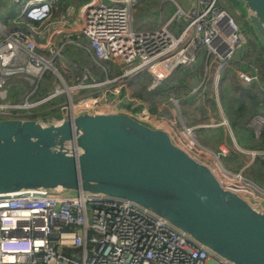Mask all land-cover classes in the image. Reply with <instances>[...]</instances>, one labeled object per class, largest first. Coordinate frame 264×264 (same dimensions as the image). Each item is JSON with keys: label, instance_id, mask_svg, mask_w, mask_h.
<instances>
[{"label": "built area", "instance_id": "2783aa9c", "mask_svg": "<svg viewBox=\"0 0 264 264\" xmlns=\"http://www.w3.org/2000/svg\"><path fill=\"white\" fill-rule=\"evenodd\" d=\"M53 1L10 0L9 7L0 6V118L29 114L49 97L56 98L53 106L58 111L64 108L71 114L80 110L125 112L121 103L129 102L130 107H138V115L148 124L163 127L177 146L205 164L222 187L264 209V188L243 167L234 170L223 164L225 144L213 149L197 139L194 127L174 112L178 101L164 83L176 67L192 66L201 56L202 80L209 78V88L220 108L217 80L239 37L236 22L217 0H169L174 10L165 22L142 29L132 25L134 6L140 0H85L78 14H73L78 24L68 22L70 15L52 16ZM155 10L159 22L161 10L159 6ZM177 19L182 21L179 27ZM64 31L82 33L91 60L97 65L111 60L118 72L108 77L107 66L101 65L105 75L98 81L84 67L76 83L66 72L67 80L75 85L66 83L54 62L57 51L52 56L46 52L53 37ZM46 71L58 83L47 96L36 99L33 94ZM134 75L141 78L146 93L171 102L170 115L149 111L147 103L132 94L127 79ZM11 85L22 89L19 97L14 91L8 93ZM77 88L85 93L73 100L71 92ZM60 93L66 102L57 99ZM57 114L32 118L55 121L63 113ZM220 115L219 123L231 135L221 109ZM263 124L260 113L247 121L254 136ZM245 151L251 159L264 157V149ZM0 264L229 263L129 200L102 199L81 191L21 190L0 194Z\"/></svg>", "mask_w": 264, "mask_h": 264}, {"label": "water", "instance_id": "95a60500", "mask_svg": "<svg viewBox=\"0 0 264 264\" xmlns=\"http://www.w3.org/2000/svg\"><path fill=\"white\" fill-rule=\"evenodd\" d=\"M235 1L264 50V0ZM21 190L126 199L229 264H264V209L123 111L0 118V194Z\"/></svg>", "mask_w": 264, "mask_h": 264}, {"label": "trees", "instance_id": "16d2710c", "mask_svg": "<svg viewBox=\"0 0 264 264\" xmlns=\"http://www.w3.org/2000/svg\"><path fill=\"white\" fill-rule=\"evenodd\" d=\"M83 1L85 0H57L55 7L53 6L51 8V13L54 15L57 11L64 9L65 7L80 4ZM254 38L246 39L243 44L240 43L235 47L232 57L223 65L217 80V97L219 104L236 144L243 150H237L231 145L230 137L222 125L217 126V134L212 135L215 138V141H218L224 136L225 142L229 148V153L226 156L232 157L234 159V165L237 164V167L241 166L244 159L248 158L249 154L245 149H264V124L256 136L252 134L251 129L247 125V121L252 114L260 113L264 116V50ZM82 62L83 65H80L78 62L71 63L73 73L67 71L66 65H64V69H59V71L65 78V72H69L71 76L74 74V79L77 80L81 77V74L84 71L83 67L88 68L86 64L88 62L93 63L88 56L85 57ZM101 65L107 66V64L100 63V65H98L100 72H98V74L92 72L93 77L98 81L104 78L103 70L100 68ZM56 66L58 67V65ZM201 67L202 59L201 56H199L192 66L176 67L164 80L167 90L177 99L180 111L184 115L187 124L204 122L210 106L209 104L208 109H206L202 103H200L199 105L188 107L189 103L193 100L190 97L191 94L198 88L189 93L195 84L191 85L188 83L186 81V75L191 77L192 75H196L198 80H200L202 76ZM236 70L246 71L251 76L250 80L245 84L240 83L237 78ZM49 73L52 78L53 74L51 72ZM115 74H109L108 77H112ZM254 75L255 78L252 77ZM206 80L209 81V78ZM127 84L130 87L132 94L139 96L147 103L149 111L154 113H165L168 115L171 114L169 105H167L169 104V100L167 98L158 97L156 94L146 93L143 90V81L139 76L134 75L129 77L127 79ZM39 85L40 84H38L35 89V92L38 90L40 91V94H42L40 98L47 96L50 91H47L45 85H42L41 88ZM200 86H202V84ZM213 99L214 98L212 97V100ZM213 101L216 104L215 100ZM54 102H56V98L49 97L45 100L41 108L38 110L33 109L31 113L23 114L22 117H48L54 114L58 115L57 113L59 111L57 107L53 106ZM121 105L124 107L126 113L144 121V119L138 115V107H130L129 102H122ZM210 114H213L216 118L219 117L217 109L215 110V114L214 111H210ZM206 129L207 127L204 126L196 127V130L199 132H204ZM201 139L204 141H202L203 144L212 147L215 145L213 141H208L205 138L203 139V137ZM244 153L247 154L246 158L243 156ZM237 167H232L231 169L235 170ZM248 168L247 173L249 177L258 185L260 184V186H264V157L255 155Z\"/></svg>", "mask_w": 264, "mask_h": 264}, {"label": "rangeland", "instance_id": "374dc122", "mask_svg": "<svg viewBox=\"0 0 264 264\" xmlns=\"http://www.w3.org/2000/svg\"><path fill=\"white\" fill-rule=\"evenodd\" d=\"M145 1L146 0H140L139 2H137L135 4V10L134 13L132 14L133 16V22L132 25L134 27V29H142V28H155L160 26L161 24H163L165 22V19H167L172 11L174 10V5L171 1L169 0H152L153 3L156 6H159V9L161 10V17L162 20L157 22V16H158V11L153 9L151 10H147V5H145ZM57 0L53 1V4L56 5ZM217 3L220 4L222 7H224L228 13L231 15V17L233 18V20L236 22L237 27H238V37H239V44H243L245 42L246 39H251L252 37L254 38L253 34L250 32L246 17H245V13L242 9V6L240 3H238L235 0H217ZM3 5L5 8H7V6L9 7L11 5L10 0H0V6ZM75 9L72 8L71 10L68 7H65L62 10L57 11L56 14H52V16H62V17H66L70 14V17H68V22L69 23H74V24H78V17L73 15L72 11H74ZM176 22V26H181L182 21L181 19H177L175 20ZM171 25L168 26V28L170 29ZM255 40V38H254ZM88 42L86 40V38L79 32L77 31H64L61 32L59 34H57L54 37L53 43H51L49 45V48L46 50V52L48 54H52L54 53L56 50L58 51L54 62L56 63L55 65H58L57 69H64V66H62L64 63L66 65V69L67 71H69L70 73H73L72 68H71V63H76L78 62L80 65H83L82 60L87 57L85 50H84V46H87ZM102 64H107L109 65L110 69L114 72L117 71V64L113 61H108V60H101L100 61ZM115 63V64H114ZM88 66V68L90 69L91 73H95L98 74V72H100L98 65L88 62L86 64ZM202 69V67H201ZM50 71H46L44 76L41 78L40 80V88L42 87V85H45L47 87V91H50L54 84L58 81L56 79H53V77L51 78V75L49 73ZM65 72V71H64ZM203 72V70H202ZM66 78L63 76L62 77L64 79V81H66V83H68L69 85H75V83L80 79L75 80L74 79V74L71 76V79H73V81L75 83L72 84V82L67 80V75L68 73H66ZM186 81L188 83H190L191 85L195 84L190 92H193L195 89H197L195 92H193L191 94V98L193 99L192 102L189 103V106H195V105H199L200 103H202V105L206 108H208L209 106V111H214L215 114V110L217 109L219 112L218 107L216 106V104L214 103V99L212 100V92L208 86V80L204 81L202 80V76L200 78V80H198V77L196 75H192L188 76L186 75ZM202 81V82H201ZM202 84V86H200ZM67 85V84H66ZM19 86L18 85H11L8 87V93L11 94L12 91H14L16 93V96L19 97ZM20 90H22L20 88ZM19 91V92H18ZM85 93V91L81 88H77L75 91L71 92V97L73 100H76L77 98L81 97L83 94ZM42 94H40V91L38 90L37 92H35L33 94V97L38 99L41 97ZM172 95V94H171ZM214 98V97H213ZM57 99L63 102L65 101L64 95L63 94H58ZM171 102L169 101V105L170 106ZM179 105V103H178ZM174 106V112L175 113H179L182 117H184V115L181 113L180 111V106ZM43 106V104L35 107V110H38L39 108H41ZM120 109V106L118 107ZM205 109V108H204ZM65 110L64 108H62L61 110H59V113H64ZM1 117V116H0ZM185 119V117H184ZM142 121V120H141ZM146 123H148V121L144 120ZM205 132V130H204ZM204 132H199L198 130H195V134L197 139L202 142L203 140L201 139L203 137V139L205 138ZM204 142V141H203ZM202 142V143H203ZM243 156L246 158L247 154L244 153ZM221 159L223 161V164L228 167V168H232V167H237L236 165H234V159L232 157H228V156H221ZM263 207V206H262Z\"/></svg>", "mask_w": 264, "mask_h": 264}, {"label": "crops", "instance_id": "0c3cea01", "mask_svg": "<svg viewBox=\"0 0 264 264\" xmlns=\"http://www.w3.org/2000/svg\"><path fill=\"white\" fill-rule=\"evenodd\" d=\"M84 2V1H83ZM82 2V3H83ZM82 3H80V4H77V5H74V6H70V7H68L70 10L72 9V8H74L75 10L74 11H72V13L73 14H78V12H77V9L80 7V5L82 4ZM145 5H147V10H153V9H155V7H157L154 3H153V1L152 0H146L145 1ZM55 6V5H54ZM70 15V14H69ZM80 33V32H79ZM82 34V33H81ZM83 35V34H82ZM56 36V35H55ZM54 36V37H55ZM84 36V35H83ZM54 37H53V40H54ZM87 40V39H86ZM52 43H53V41H52ZM84 50H85V53H86V55L90 58V60H91V57H90V55H89V52L87 51V49L85 48V46H84ZM57 51V50H56ZM55 51V52H56ZM54 52V53H55ZM54 53H52V54H49V55H53ZM57 53H58V51H57ZM57 53L54 55V59H55V57H56V55H57ZM92 61V60H91ZM111 61V60H110ZM93 62V61H92ZM94 63V62H93ZM63 65H65L64 63H62ZM115 64V63H114ZM84 68V67H83ZM101 68V67H100ZM88 69V68H87ZM102 69V68H101ZM107 73L108 74H115L116 72H118V67H117V71H112L109 67H108V65H107ZM89 70V69H88ZM90 71V70H89ZM237 78H238V80H239V82L240 83H247L249 80H250V78H251V76L249 75V74H244L243 72H241V71H237ZM105 75V72L103 71V76ZM208 86H209V82H208ZM215 100V99H214ZM216 102V101H215ZM217 105V104H216ZM220 105V104H219ZM218 107V106H217ZM206 108V107H205ZM206 109H208V108H206ZM218 109H219V117H215L213 114H210V111L208 110V114H207V117L204 119V122H198V123H194V124H187L186 123V120L184 119V121H185V124H187V125H190V126H193L194 127V130H196V127H198V126H204V127H207V129L205 130V132H204V135H205V139L206 140H208V141H213L214 142V146L212 147V146H210V145H207V144H205V145H207V146H209V147H211V148H213V149H216L217 148V146L219 145V144H225L226 145V147H227V153L224 155V156H226L228 153H229V148H228V146H227V144H226V142H225V139H224V136L223 137H221L218 141H215V138L213 137V135L212 134H217V126H219V125H222L223 126V128H224V130L228 133V135H229V137H230V143H231V145L234 147V148H236L237 150H239L237 147H239L237 144H236V142H235V139H234V136L232 135V133H231V135H230V133L226 130V128L224 127V125L222 124V123H219V120L221 119V115H220V109H221V106H220V108L218 107ZM221 111H222V109H221ZM223 113V112H222ZM224 115V114H223ZM225 117V116H224ZM216 131V132H215ZM216 142V143H215ZM202 143V142H201ZM237 146V147H236ZM243 150V149H242ZM252 161V159H251V157L248 155V158L247 159H244V162H243V164L241 165V166H238L235 170H237V169H240V168H242L243 167V169H244V171H248V166H249V164H250V162ZM256 183V182H255ZM257 184V183H256ZM259 186H260V184H259ZM262 186V185H261ZM260 186V187H261ZM262 188H264V186H262Z\"/></svg>", "mask_w": 264, "mask_h": 264}]
</instances>
